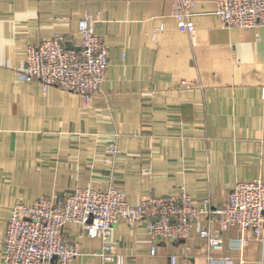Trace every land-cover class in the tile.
I'll list each match as a JSON object with an SVG mask.
<instances>
[{"label": "crops", "instance_id": "crops-1", "mask_svg": "<svg viewBox=\"0 0 264 264\" xmlns=\"http://www.w3.org/2000/svg\"><path fill=\"white\" fill-rule=\"evenodd\" d=\"M174 0H0V264L17 202L66 196L78 188L124 190L131 205L184 187L199 205H221L235 186L264 180V27L226 28L217 0H194L193 33L181 32ZM90 19L110 66L89 101L58 86L17 78L30 44L54 34L80 44ZM116 146L117 153L109 152ZM203 227L220 235L215 250L196 230L175 241L152 239L144 224L119 223L111 241L124 264H264V244L217 215ZM73 264L105 263L99 238L79 224ZM156 253L152 254V246ZM216 259V261H213Z\"/></svg>", "mask_w": 264, "mask_h": 264}, {"label": "built area", "instance_id": "built-area-1", "mask_svg": "<svg viewBox=\"0 0 264 264\" xmlns=\"http://www.w3.org/2000/svg\"><path fill=\"white\" fill-rule=\"evenodd\" d=\"M173 17L181 32L193 33L191 21L194 0H174ZM215 15L226 28L264 27V0H217ZM79 47L69 49L62 35L54 34L40 44L27 47L25 59L14 67L17 78L37 83L46 90L58 86L79 94L89 102L105 81L110 60L108 50L94 34L90 19L79 22ZM117 153L116 146L109 148ZM197 204L184 187L172 195L150 197L131 205L124 190L78 188L66 196L40 198L32 204L17 202L11 209L7 232L1 246V264H73L81 255L78 241L67 240L64 228L79 224L84 234L99 238L95 253L105 263L124 264L111 241L114 228L121 222L144 224L151 238L175 241L190 237L196 230L211 248H222L220 235L203 227L201 216L217 215L222 230L237 227L249 238L264 244V180L261 177L238 183L227 199L212 208L210 200ZM156 246H152V254ZM175 264L176 258H171ZM213 261H216V259Z\"/></svg>", "mask_w": 264, "mask_h": 264}, {"label": "water", "instance_id": "water-1", "mask_svg": "<svg viewBox=\"0 0 264 264\" xmlns=\"http://www.w3.org/2000/svg\"><path fill=\"white\" fill-rule=\"evenodd\" d=\"M69 49H74L73 47L71 48V47H68Z\"/></svg>", "mask_w": 264, "mask_h": 264}]
</instances>
